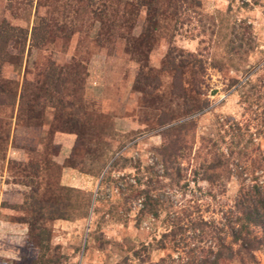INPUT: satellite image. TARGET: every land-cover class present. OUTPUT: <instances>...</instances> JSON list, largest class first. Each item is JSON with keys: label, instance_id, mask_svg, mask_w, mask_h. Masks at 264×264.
Wrapping results in <instances>:
<instances>
[{"label": "rangeland", "instance_id": "obj_1", "mask_svg": "<svg viewBox=\"0 0 264 264\" xmlns=\"http://www.w3.org/2000/svg\"><path fill=\"white\" fill-rule=\"evenodd\" d=\"M158 5L164 12L155 16L136 0H0V24L22 28L14 33L19 47L11 44L13 63L2 64L0 86L18 84L20 91L27 68L36 92L38 75L52 62L72 66L64 93L76 101L60 107L50 93L38 126L35 118L29 125L27 113L17 118V104L13 111L0 106V119L9 122L0 125V264H42L41 256L46 264H151L177 258L170 237L160 242L169 214L188 208L194 217L220 221L232 206L239 187L236 159L230 162L235 171L222 183H209L194 170L211 144L208 138L223 152L243 145L264 152V0H188L192 15H207L205 25L197 17L181 25L164 10L167 0ZM147 18L157 26L150 22L152 49L149 59L139 62L123 42L143 36ZM40 24L45 35L34 45L32 27ZM171 47L205 59L201 72L190 63L182 67L184 95L172 91L174 71L166 68ZM175 54L181 64V54ZM142 69L143 77L159 79L151 93L136 80ZM76 107L83 109L82 124L74 130L82 146L80 165L91 182L85 189L61 190L71 201L70 219L40 220L29 194L46 197L51 194L46 183L59 182V169L51 164H57L59 152L55 136L77 138L66 122L75 121L71 110ZM161 111L174 123L193 120L194 130L165 139L158 124ZM165 141L185 145L175 161L162 159ZM19 160L24 164L12 162ZM256 173L264 180V166ZM147 195L160 201L157 216L142 212ZM39 226L49 232L46 246L37 236ZM256 255L264 264V252Z\"/></svg>", "mask_w": 264, "mask_h": 264}, {"label": "trees", "instance_id": "obj_2", "mask_svg": "<svg viewBox=\"0 0 264 264\" xmlns=\"http://www.w3.org/2000/svg\"><path fill=\"white\" fill-rule=\"evenodd\" d=\"M137 5L145 7L148 10L153 11L155 16L162 14L164 11L160 8L158 3L160 0H136ZM188 0H167V8L164 9L170 13H174L179 24L190 22L197 17V20L201 25L204 18L207 15L195 12L194 15L188 11ZM154 20L145 19L143 22V36L138 38L130 37L129 40L123 42L126 50L133 55L134 59L140 62L143 60V56L148 60V54L152 49V33L149 29L150 22L156 29V22ZM22 28L10 27L6 23L0 24V75L1 68L4 62H11L10 58H14V53L11 51L12 46L19 47L18 37L15 36V31ZM45 28L43 25H36L32 27L31 41L32 44L38 45L39 37H44ZM22 31V30H21ZM17 38V39H14ZM21 47V44H20ZM234 48V46H233ZM178 51L182 56V63H176ZM20 52V53H19ZM23 51L19 48L18 61L19 66L23 61ZM146 52V54H145ZM167 65L168 70H173L172 74V91L177 95H184L185 85L182 80V67L191 64L193 67H197L201 72L204 67L205 59L198 56V53L193 54L191 52H185L181 49L171 47L167 50ZM146 63V62H145ZM143 63V64H145ZM147 65V64H146ZM71 67H58L56 64L50 62V65L45 70L41 71L42 74L38 75L35 86L37 91H33V80L29 81L28 69L25 68V74L23 77V83L19 91L18 84L14 86L10 85L0 86V106L7 105L12 108V111L17 104V118L24 114H28L30 119L29 125H33L31 120L36 119L35 126L42 124L43 108L49 103L50 93L52 97H56V104L60 107L72 106L74 103L66 100L67 96L64 93V86L70 81L72 73ZM201 69V70H200ZM79 73V72H78ZM83 73V72H82ZM143 69L138 71L136 80L142 87L143 92L151 93L154 90V86L159 84L157 76L154 80L147 77H143ZM75 83L81 85L82 79H76ZM40 84V85H39ZM31 89V90H30ZM70 98V96H68ZM59 99V101H57ZM72 116L76 117L75 121L66 120L71 123L73 128L70 131L76 130V126L81 125L82 121L78 118L79 114L83 112V109L76 107L72 109ZM9 123L6 120L0 119V125ZM158 124L164 126L162 129V135L166 139V136H174L178 138L185 137L191 130H194L193 120L175 122L164 111H161L158 116ZM240 129L239 126H237ZM9 129L6 131V135H9ZM75 132V131H74ZM75 140L73 149L65 160L64 165L77 168L83 172L85 171L81 167V155L78 150L82 149L80 140ZM6 136V137H7ZM3 135L0 136L2 138ZM203 139L205 137H202ZM211 142L210 146L206 149L205 157L200 163L198 169L194 170L195 175H200L201 179L207 180L209 183L215 181L223 182L228 179L235 171L230 166L231 159H236V167L238 169L239 187L234 198L232 206L227 212L223 214V219L215 221L214 219H204V217H194L191 215V211L188 208H183L181 211H176L168 216L169 228L164 232L160 238V242L163 245L164 238L170 237L175 245L177 251V258L168 256L162 258L160 261L151 264H226L231 261H237L239 264H258V258L256 253L258 251L264 252V180L259 178L257 170L264 166V152L255 147L254 149H247V145H243L241 148L235 149L234 146H229L227 152H223L217 146V142L211 138L206 140ZM239 142H235V146H238ZM19 147L22 145L16 144ZM185 147L182 142L175 141L173 144L165 141L161 149L162 159L164 161H175L179 156V150ZM20 148V147H19ZM13 163L23 165V161H12ZM49 164V162H48ZM53 167L61 171L62 165H58L54 162L51 163ZM37 166V165H36ZM35 166V167H36ZM38 173V168L34 171ZM246 172L249 176V183L245 182L246 177L243 173ZM32 182V180H31ZM45 188L49 193L46 197H38L36 193H30L29 197L34 199L33 206L29 203L30 207H33L37 213L38 218L41 219H70V205L71 201L69 197H63L61 190L70 191L73 188L62 186L58 183L54 185L46 183ZM53 186V187H52ZM51 189V190H50ZM25 203L28 204L27 197ZM160 201L152 199L147 195V200L144 201L143 211L152 212L154 215L159 213ZM31 209V208H30ZM88 214V211H84V216ZM34 225V224H33ZM35 229V225L31 227ZM38 235L41 240V244L46 246L43 240H47L48 230L44 226H39ZM198 239V243L195 240ZM206 242L201 244L200 242ZM41 263L46 264L43 256H41Z\"/></svg>", "mask_w": 264, "mask_h": 264}, {"label": "crops", "instance_id": "obj_3", "mask_svg": "<svg viewBox=\"0 0 264 264\" xmlns=\"http://www.w3.org/2000/svg\"><path fill=\"white\" fill-rule=\"evenodd\" d=\"M57 132H55L56 134ZM54 134V136H55ZM56 139H59L58 141ZM76 140L75 134L72 133H61L55 136V144L59 147V152L54 155L55 162L62 165L59 184L62 186L72 187L75 189H85L89 186L91 174L83 172L77 168H73L68 165H64L65 160L71 153L74 143ZM18 152V151H16ZM89 190V189H86ZM55 220H66V219H55Z\"/></svg>", "mask_w": 264, "mask_h": 264}]
</instances>
